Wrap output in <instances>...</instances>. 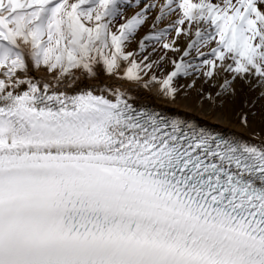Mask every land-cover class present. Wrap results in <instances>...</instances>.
Here are the masks:
<instances>
[{"label":"snow or ice","instance_id":"snow-or-ice-1","mask_svg":"<svg viewBox=\"0 0 264 264\" xmlns=\"http://www.w3.org/2000/svg\"><path fill=\"white\" fill-rule=\"evenodd\" d=\"M0 264H264V0H0Z\"/></svg>","mask_w":264,"mask_h":264},{"label":"bare ground","instance_id":"bare-ground-1","mask_svg":"<svg viewBox=\"0 0 264 264\" xmlns=\"http://www.w3.org/2000/svg\"><path fill=\"white\" fill-rule=\"evenodd\" d=\"M153 102H154V103H157V104L161 103V101H159V100H154ZM197 115H199V113H197ZM229 127H231V126H229ZM234 130L237 131V132H241V131H242V130L239 129L238 127L235 128Z\"/></svg>","mask_w":264,"mask_h":264}]
</instances>
